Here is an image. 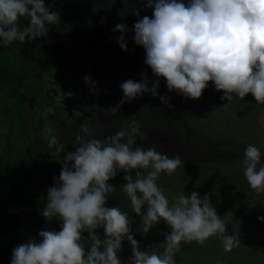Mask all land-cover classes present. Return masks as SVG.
Instances as JSON below:
<instances>
[{
  "label": "clouds",
  "instance_id": "9594fccd",
  "mask_svg": "<svg viewBox=\"0 0 264 264\" xmlns=\"http://www.w3.org/2000/svg\"><path fill=\"white\" fill-rule=\"evenodd\" d=\"M145 7L153 9L152 16L141 17L139 9L134 10L138 19L133 39L145 49V63L157 79L151 81L144 72L139 82H123L120 104L105 109L106 115L116 114L120 105L145 93L169 105V98L158 92L160 79L169 92L186 99L201 98L212 82L223 91L222 99L243 100L252 94L257 104L264 105V0H145ZM25 19L28 26L21 24ZM60 23L59 12L45 0H0L4 48L47 37V25ZM113 31L122 34L118 42L127 51L128 26L117 23ZM84 82L94 84L89 76ZM80 133L75 136V150L67 152L55 135L46 137L62 170L47 190L42 215L47 221H62L61 230H41L39 240L16 246L11 264H122L118 253L124 241L131 245V264H177L182 244L203 246L212 237L221 240L225 252L240 246L239 234H227V223L208 194L193 191L169 198L157 183L162 174L171 176L181 167L180 154L170 157L156 147L138 145L136 137L148 139L138 126L129 125L103 140L95 138L87 125H81ZM262 155L260 148L249 144L242 159L243 175L257 194L264 193ZM119 172L126 173L121 189L140 217L135 231L147 237L163 221L170 228L163 242L142 249L128 212L107 206L116 191L109 181ZM258 219L264 221V216ZM98 229H103V238Z\"/></svg>",
  "mask_w": 264,
  "mask_h": 264
},
{
  "label": "trees",
  "instance_id": "16d2710c",
  "mask_svg": "<svg viewBox=\"0 0 264 264\" xmlns=\"http://www.w3.org/2000/svg\"><path fill=\"white\" fill-rule=\"evenodd\" d=\"M45 3L52 11L59 12L61 23L58 26L64 31L80 29L88 37L94 33L95 22H101L108 29L99 49L91 50L86 60L95 68L92 75L94 73L93 81L96 84L87 88V95L81 96V86L78 87L77 83V89L70 95L76 110L80 108V120L68 114L64 101L50 105L47 98L39 103L38 111L32 112L30 101L20 87L15 65L5 53H0V92L6 91L14 98L19 126L29 144L19 150L14 144V136L9 133L4 153L0 154V264H6L7 255L18 241L21 214L29 212L34 206L41 192L39 189L45 188L47 178L50 179L51 175L58 178L62 170V165L50 154L53 150L48 148L46 137L55 135L66 146V152L73 151L75 136L81 134V125H87L92 129L93 136L101 140L127 130L129 125L138 126L148 135V139L142 141L136 137L137 144L145 148L156 147L170 157L180 154L184 163L178 170L212 175L228 186L236 187L234 189L246 188L257 194L247 183L241 168V159L249 144L264 151V127L259 122V112L264 105L257 104L252 94L243 100L233 98L229 102L224 99L231 110L226 115L219 111L220 106L216 101V119L207 113L202 116L193 99H186L175 91L173 101L167 106L159 96L145 93L120 105L116 114L106 115L105 109L120 104L123 98L120 85L123 82L128 79L139 82L144 72L148 73L151 81L157 79L145 63V49L134 42L135 33L132 30L138 19L134 10L139 9L141 17H151L153 9L145 7V0H45ZM117 23L128 26L129 31L124 34L127 51L118 42L122 34L113 31ZM84 37L81 35L78 38L80 44L87 42ZM86 62L81 59L77 67L84 76L87 74ZM37 86L32 95L38 93ZM93 87L94 91L91 90ZM214 90L216 100L222 98L223 91H217L215 87ZM175 108L179 110L180 117L175 116ZM125 174L119 172L109 181L116 191L109 197L107 206L128 212L133 220L134 238L140 241L142 249L163 242L165 234L170 231L163 221L147 237L135 231L141 221L121 189L126 183ZM132 174L135 175V172ZM166 176L162 174L157 181L160 186ZM258 195L264 197V193ZM61 225L59 219L47 221L41 211L32 222V239L39 240L41 230L59 231ZM97 231L103 238V229ZM235 233L239 234L241 243L231 252L224 251L217 237L210 238L203 246L196 242L182 244L181 252L176 256L177 264H264V242L255 243L241 236L235 227L227 226V234ZM118 255L122 264H131L132 252L128 241L123 242Z\"/></svg>",
  "mask_w": 264,
  "mask_h": 264
},
{
  "label": "rangeland",
  "instance_id": "374dc122",
  "mask_svg": "<svg viewBox=\"0 0 264 264\" xmlns=\"http://www.w3.org/2000/svg\"><path fill=\"white\" fill-rule=\"evenodd\" d=\"M185 3L188 0H184ZM56 54L53 55L55 57ZM11 60L16 65V71L20 72L18 65H20L21 50L18 47L13 49L11 53ZM65 58L53 60L50 56H46L43 64H29L27 72L30 74L22 82V90L27 95L30 101L32 112L39 109V103L47 98L48 85L45 86V93L41 92V86L36 95H32L36 88V83L42 80L50 84L49 76L54 78H61L60 74H66V67L61 65ZM67 70V69H66ZM57 84L58 82L55 81ZM79 87V85H78ZM81 88V87H80ZM54 92V91H53ZM52 90L50 93H53ZM160 95L169 98V101H173V91L169 92L167 89L166 81L160 79V88L158 89ZM46 95V97H45ZM43 98V100H41ZM216 101L219 104V111L226 115L230 110L229 103L219 97L216 100V91L214 90V84L209 82V86L204 90L203 95L199 99H193V103L198 106V111L202 116L208 114L212 119H216ZM78 111L80 108H77ZM78 111L72 109V117L75 120H80V114ZM175 116L180 117V112L176 108L173 109ZM214 117V118H213ZM259 122L264 127V108L259 112ZM11 133L14 136V144L19 150L23 147L29 146L25 141V136L21 132L19 126V119L17 113V107L15 100L6 91L0 92V154L4 153L7 135ZM264 154V151H261ZM243 159V157H242ZM241 159V168L242 166ZM262 162H264V155H262ZM53 176V175H51ZM47 178L45 182V188L39 189L40 194L37 195L34 206L29 212L21 214L19 222L18 241L14 248L22 243L28 242L33 236L32 222L34 218L42 211L46 200L48 188L55 185L53 177ZM161 186L165 189V194L171 198L177 194L190 195L191 192L196 191L201 196L208 194L211 202L213 203L218 215L227 223V226H233L237 229L241 236L249 239L255 243L264 242V221L258 219V217L264 216V197L253 193L250 189H234V186H228L225 182L219 180L212 175H201L191 171L177 170V172L171 176L167 175L162 181ZM13 248V249H14ZM12 251L7 255L6 264H11Z\"/></svg>",
  "mask_w": 264,
  "mask_h": 264
},
{
  "label": "flooded vegetation",
  "instance_id": "af4514ba",
  "mask_svg": "<svg viewBox=\"0 0 264 264\" xmlns=\"http://www.w3.org/2000/svg\"><path fill=\"white\" fill-rule=\"evenodd\" d=\"M29 23V20H24L21 24L22 26H28ZM47 26L52 28V32H50L47 37L37 38L36 40H32L24 44L13 43L10 47L5 48L3 46H0V53H5L7 55V59L12 62L11 53H13V49L19 46L21 50L22 60L20 61V65H18L20 72L15 71V73L19 76V84L21 89L22 82H24L27 77V69L29 67V64H37L39 68V65L43 64L46 56H50L53 60L65 58L66 61H64L61 65L66 67V74H60L61 78L58 79L54 78V76H49L50 84H47L44 81L43 77L42 80L37 81L36 84L38 86H36L38 88H40L41 86L40 90H42L41 92H43L44 95L45 86L48 85L49 88L46 89V91L48 90L49 92L47 93V102L51 105L64 101L65 105L67 106L66 110L68 114L72 115V109L76 110V108L72 103L70 95H72L74 93V90L77 89V83L79 84V86H81V96L87 95V88L93 85H86L84 82L85 76L91 77V80L93 81L94 73L92 75V70L95 69L91 67L89 65L90 62H86V60L89 59L88 56L91 50H94L96 48L99 49V44L104 41L103 38L106 36V30L108 28L107 26H103L101 22H95V30L93 33L94 35L91 34L87 37V33L81 31L80 29L64 31L57 25ZM80 34L82 36H85V41H87L88 43L82 42L80 44L78 42V38L81 37ZM96 37H98L99 39L95 40ZM35 51H37V53H35ZM54 54H56L55 57H53ZM81 59H84V61L86 62L85 64L87 65V68L85 69L87 74L85 76L82 75V72L77 69L79 61ZM55 81H57L58 83L56 84ZM51 90L52 92H54L50 93ZM41 100H43V98ZM35 111H38V109H36Z\"/></svg>",
  "mask_w": 264,
  "mask_h": 264
},
{
  "label": "water",
  "instance_id": "95a60500",
  "mask_svg": "<svg viewBox=\"0 0 264 264\" xmlns=\"http://www.w3.org/2000/svg\"><path fill=\"white\" fill-rule=\"evenodd\" d=\"M47 27H48V26H47ZM48 28H49V33L52 32V28H51V27H48ZM49 33H48V34H49ZM56 34H57V33H56ZM96 39L98 40L99 38L96 37L95 40H96Z\"/></svg>",
  "mask_w": 264,
  "mask_h": 264
}]
</instances>
